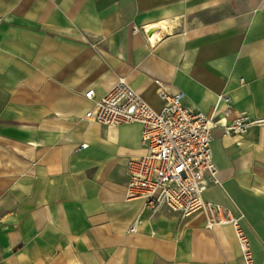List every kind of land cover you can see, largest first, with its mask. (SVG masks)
Listing matches in <instances>:
<instances>
[{
	"label": "crops",
	"instance_id": "crops-1",
	"mask_svg": "<svg viewBox=\"0 0 264 264\" xmlns=\"http://www.w3.org/2000/svg\"><path fill=\"white\" fill-rule=\"evenodd\" d=\"M120 79L221 121L203 198L264 264V0H0V264H245L232 225L127 198L142 125L85 119Z\"/></svg>",
	"mask_w": 264,
	"mask_h": 264
},
{
	"label": "built area",
	"instance_id": "built-area-1",
	"mask_svg": "<svg viewBox=\"0 0 264 264\" xmlns=\"http://www.w3.org/2000/svg\"><path fill=\"white\" fill-rule=\"evenodd\" d=\"M158 95L163 102L161 112L152 109L137 91L120 79L85 115L89 122L108 127L142 125V146L146 154L129 162L127 198H143L146 207H166L183 217L201 213L208 228L232 225L245 264H255L241 216L203 198L208 185L215 181L217 170L211 142L213 131L221 121L188 108L183 92L170 94L160 82ZM94 97L93 89L85 93L88 100ZM223 99L230 101L226 95ZM246 126L241 119L225 128L240 133Z\"/></svg>",
	"mask_w": 264,
	"mask_h": 264
},
{
	"label": "rangeland",
	"instance_id": "rangeland-1",
	"mask_svg": "<svg viewBox=\"0 0 264 264\" xmlns=\"http://www.w3.org/2000/svg\"><path fill=\"white\" fill-rule=\"evenodd\" d=\"M153 109V108H152ZM157 112V111H156ZM159 112H161V111H159Z\"/></svg>",
	"mask_w": 264,
	"mask_h": 264
}]
</instances>
